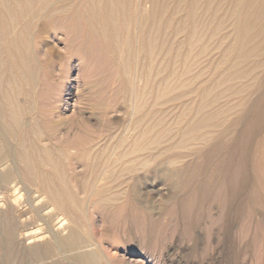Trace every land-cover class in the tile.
I'll return each instance as SVG.
<instances>
[{
	"label": "bare ground",
	"instance_id": "bare-ground-1",
	"mask_svg": "<svg viewBox=\"0 0 264 264\" xmlns=\"http://www.w3.org/2000/svg\"><path fill=\"white\" fill-rule=\"evenodd\" d=\"M39 40L81 65L85 47L103 46L122 83L116 109L91 107L90 126L66 117L85 109L79 73L70 96L62 89L44 110ZM263 115L264 0H0V196L11 215L0 248L9 259L14 227L27 223L33 259L102 264L111 240L97 236L93 213L157 217L145 193L172 204L181 190L189 226L212 207L220 233L264 264ZM161 166L171 189L150 177ZM18 194L26 204L15 215Z\"/></svg>",
	"mask_w": 264,
	"mask_h": 264
},
{
	"label": "rangeland",
	"instance_id": "rangeland-1",
	"mask_svg": "<svg viewBox=\"0 0 264 264\" xmlns=\"http://www.w3.org/2000/svg\"><path fill=\"white\" fill-rule=\"evenodd\" d=\"M50 47V44L48 45L46 41L43 42V40H39L37 42L36 54H38L37 56L41 63L43 62L39 74V82L41 86L39 97L44 106V110L51 107L50 105L55 100L56 94L60 93L62 89H66L64 93L67 95L66 97L70 96L68 95L69 89L72 90L77 86V82L75 81L79 73L82 75L83 79L82 82L79 83V89L82 93L80 101H82V107L85 106V109H83V113H76L75 109L72 108L67 113L66 117L69 118L72 115H75L85 124L90 126V122L84 116L86 115L85 112H89L91 107H94L96 111H101L104 107L116 109L117 105L115 104H117L119 100L117 92L122 83L117 76L118 74L113 66V62H111L110 55L103 46L99 43H95V47L91 51H88L85 47V50L83 49L81 51L82 57H84L82 65L78 64L74 59L68 60L69 57L66 56V54L63 55L65 51L62 49L60 52L62 51L63 53H59L60 55L57 54V52L51 53V49H49ZM60 47L62 46L60 45ZM62 73L63 76H65L63 79L61 77ZM90 90L92 91V95L89 94ZM75 100L76 97H72L71 103H75ZM262 119L264 123V115L262 116ZM47 127L51 130H56L58 125L50 120L47 123ZM247 168H254L252 152H250V157L247 159ZM149 174L152 179L156 178V176L161 177L157 178L156 183H166L167 188H172L173 180L171 174L164 166L159 167V169H152ZM176 195L178 197L177 200L181 199L183 196L181 190L178 191ZM19 196L20 194L15 197L17 200V208L15 207L14 209L15 215L19 214L20 211L25 210L26 195L21 196V198H19ZM143 198L148 206L160 208L158 211H156V208L154 210L158 212L157 217L148 214L151 212H148L146 209H142V214L135 212L133 209L125 210V212H123L124 210L118 211L110 218H107L102 213L92 214V222L95 225L97 232L98 230L100 232H98L97 236L101 237V235L105 234L110 236L111 241L114 239L115 245L111 241V243L109 242V245L108 243L101 244L104 255L102 264L106 261L111 264H255V262L253 263L252 258L251 261L248 260V257H252V255L249 256L247 252H244L245 250L243 248L245 247L244 245L246 242L242 241V243L240 240L237 241L236 239L234 241L226 235L227 239L224 237V231L220 233L222 229H220L219 225L214 223L217 212H215L216 210L212 207H208V205H203V208L201 207L199 220L195 225V228L197 229H193L189 226L188 219L184 217V214L179 209L176 202L177 200L172 204L163 203L159 197H153L148 192L145 193ZM9 206L10 205L5 199L0 196V228L2 227L1 224L4 225L6 219H9V216H11L9 214ZM173 208L174 211H172ZM212 209L214 212H211ZM148 215L152 216V218ZM113 222L114 224L112 225L114 226L109 224ZM207 225L210 226L208 227ZM23 227H29L26 231L31 232V225L26 223ZM14 228V236H12V238H14L12 241L14 242L10 241L11 243L9 246H15V248L12 247V249H14V253L19 251V256L17 253H12L11 257L8 259L0 248V264H35V261L36 264H41L43 260L44 264H55V262L59 260L57 256L52 255H47L42 260L41 258L33 259L34 251L31 247L35 245V243H31L30 237L24 236L26 231H17L16 226ZM198 231L202 236L201 239L204 236L202 240L199 237L200 235ZM221 234L223 236H221ZM220 236L223 239H220ZM198 239L201 240V242ZM116 241H122V244L119 243L117 245V243H115ZM19 245L20 247L18 250ZM118 246L120 247L118 248ZM65 257L63 256L64 262L69 263L68 256Z\"/></svg>",
	"mask_w": 264,
	"mask_h": 264
}]
</instances>
